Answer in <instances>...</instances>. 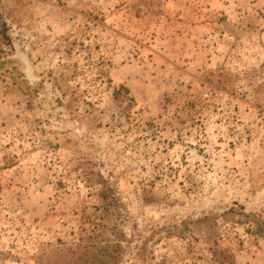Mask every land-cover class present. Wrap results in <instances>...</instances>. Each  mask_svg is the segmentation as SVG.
I'll return each instance as SVG.
<instances>
[{"label": "rangeland", "instance_id": "obj_1", "mask_svg": "<svg viewBox=\"0 0 264 264\" xmlns=\"http://www.w3.org/2000/svg\"><path fill=\"white\" fill-rule=\"evenodd\" d=\"M0 264H264V0H0Z\"/></svg>", "mask_w": 264, "mask_h": 264}, {"label": "trees", "instance_id": "obj_2", "mask_svg": "<svg viewBox=\"0 0 264 264\" xmlns=\"http://www.w3.org/2000/svg\"><path fill=\"white\" fill-rule=\"evenodd\" d=\"M122 87H124V86H122ZM100 177L103 178L102 175H100ZM95 183L100 185L99 195L101 196V198L104 201H108V197L110 196L109 194H110L111 191H109L110 188H109V185H107V181L105 179H100V180L96 181ZM103 208L105 210H108L107 209L108 208V203L105 206H103ZM103 227H105V226H103ZM102 231H104V230H102ZM115 231L118 234L117 235V239L119 240V243L117 244V246L120 247V242L123 240L124 234L122 232H119V230H115Z\"/></svg>", "mask_w": 264, "mask_h": 264}, {"label": "water", "instance_id": "obj_3", "mask_svg": "<svg viewBox=\"0 0 264 264\" xmlns=\"http://www.w3.org/2000/svg\"><path fill=\"white\" fill-rule=\"evenodd\" d=\"M28 75H29V77H30V79H31L32 81H35V78L32 77V74H31L30 69L28 70Z\"/></svg>", "mask_w": 264, "mask_h": 264}]
</instances>
